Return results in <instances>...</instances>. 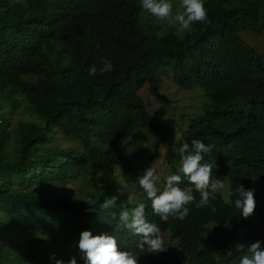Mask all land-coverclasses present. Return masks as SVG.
<instances>
[{"label":"trees","instance_id":"trees-1","mask_svg":"<svg viewBox=\"0 0 264 264\" xmlns=\"http://www.w3.org/2000/svg\"><path fill=\"white\" fill-rule=\"evenodd\" d=\"M203 4L210 23L177 34L140 0H0V264H68L72 257L85 264L83 231L112 233L137 264H239L244 253L234 252L236 244L264 241L254 214L243 219L234 207L239 186L253 190L264 218V0ZM102 60L114 71L89 76ZM165 78L208 99L181 131L185 143L231 148L213 163L205 158L228 177V196L220 191L197 208L194 193L182 221H162L146 194H137V176L164 144L166 159L175 147L170 128L140 96L149 86L161 100ZM143 145L146 159L135 163ZM157 174L162 191L167 176ZM79 176L90 189L82 196L73 188ZM114 195L129 208L146 204V219L170 233L169 252L140 251L139 237L115 231L119 208H102Z\"/></svg>","mask_w":264,"mask_h":264},{"label":"clouds","instance_id":"clouds-1","mask_svg":"<svg viewBox=\"0 0 264 264\" xmlns=\"http://www.w3.org/2000/svg\"><path fill=\"white\" fill-rule=\"evenodd\" d=\"M140 4L142 10L149 13L151 17L162 21L170 20L184 30H188L193 24L210 23L203 0H181L180 6L183 12L175 16L172 15L173 5L168 0H140ZM101 65L99 69L92 66L89 69V76L94 77L97 73L102 75L114 71L110 60H102ZM214 145L220 147L216 140ZM213 147L201 140H193L191 146L184 143L179 149L181 158L178 168L173 166L172 158L168 157L164 160L170 167L169 170L157 169L153 166V162V167H147L142 175L137 176L140 187L137 194L142 192L146 194L147 199L151 201V209L155 216L165 222L169 216L184 220L189 214L188 206L196 199L194 193H198L200 197L199 202L196 203L197 208L210 206V201L215 199V194L225 187V180L212 179L214 166L205 160L212 153ZM157 171L167 176L162 191L157 187V182L160 180ZM185 182L186 186L181 188L179 185ZM236 194L238 198L234 201V207L239 210V216L243 219L250 218L255 209L254 191L245 190L239 186ZM118 199L119 196L114 195L106 198L102 203L104 210L119 208V223L115 231L124 230L139 237L135 247L140 251L147 247L149 253L163 252V246L169 240V231H164L162 226L159 227L146 219L145 203L138 202L134 207L129 208L127 200L118 204ZM212 211H216L214 206ZM112 215L115 216L116 213L113 212ZM262 244L264 241L253 242L250 246L236 244L234 252L244 253L240 255L239 264H264ZM78 249L85 264H137V257L132 251L119 250L117 238L110 232L94 236L90 231H83L80 234ZM52 258H55L54 255ZM56 264H63V262L57 260ZM68 264H77L76 258L72 257Z\"/></svg>","mask_w":264,"mask_h":264},{"label":"rangeland","instance_id":"rangeland-1","mask_svg":"<svg viewBox=\"0 0 264 264\" xmlns=\"http://www.w3.org/2000/svg\"><path fill=\"white\" fill-rule=\"evenodd\" d=\"M168 2L173 5V10L177 12V14L183 12V11L180 12L181 0H174V1L168 0ZM166 24L174 27V31L177 34H181L182 29L179 26L173 23L171 24L169 21H166ZM167 30H168L167 26L163 24L161 31L165 32ZM262 37L263 35L260 36V38ZM161 93L163 98L159 100L150 93V87L146 86L140 92V95L144 100L150 115L153 118L163 122L170 128V131H168V136H170L173 139V144L175 145V147L171 151L169 157L172 158L173 166L178 168L181 158L179 149L185 143V140L183 138L184 136L182 135L181 131L188 128V124L190 120H193L194 118H197L199 117V115L202 114L203 107L205 104L208 103V99L198 89H193L189 91L178 89L175 86L174 81L167 78H165L164 86L161 89ZM158 133L163 135V133L160 132ZM156 134L157 132L151 131L149 135L151 137H154L156 136ZM12 140L13 139L11 138L10 144L9 146H7V149H13L14 143H12ZM150 147H152V145H150ZM146 150H147V145H143V149H142L143 155H141L136 160L135 163H141L144 159H146V156L144 154ZM225 150L231 151V148L215 147L212 153L207 156V159L213 163L215 161L216 153H218L219 151L225 152ZM166 155H167L166 144H164L158 157H156V161L154 162L153 166L156 167L157 169L169 170L170 167L166 164L164 160ZM215 165L216 164L213 165L215 168L213 169V180L220 179L222 181L225 180V182L228 181V177L224 175L223 170L220 171L217 168L220 167V165H216V166ZM80 176L78 177L76 183L73 185V188H76L79 194L82 196L83 194L87 193L88 190L90 191V189L87 186V178L86 181L83 183V186H79ZM93 177L99 182L102 181L103 179L102 178L103 176H99V175H94ZM221 191H223L222 194L224 196H228V191H229L228 185L225 184L224 189H222ZM129 195H130L129 193L124 192L122 195V199L124 200V198L128 197ZM261 215L262 213L257 208L254 209V219L252 223L254 226H258L264 232V218H262ZM168 242L169 240L163 246L162 249L163 252H169L170 244ZM62 245L63 248H66L64 244ZM6 249L8 248L6 247ZM179 256L181 257L182 260L185 259L183 255H179Z\"/></svg>","mask_w":264,"mask_h":264},{"label":"bare ground","instance_id":"bare-ground-1","mask_svg":"<svg viewBox=\"0 0 264 264\" xmlns=\"http://www.w3.org/2000/svg\"><path fill=\"white\" fill-rule=\"evenodd\" d=\"M169 74V73H168ZM158 92V91H157ZM160 92V91H159ZM153 94V93H152ZM155 94H156V92H155Z\"/></svg>","mask_w":264,"mask_h":264}]
</instances>
